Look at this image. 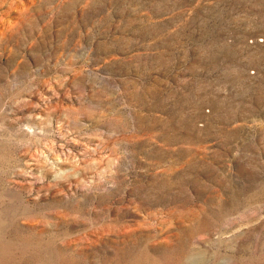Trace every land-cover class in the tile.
Masks as SVG:
<instances>
[{
	"label": "rangeland",
	"instance_id": "374dc122",
	"mask_svg": "<svg viewBox=\"0 0 264 264\" xmlns=\"http://www.w3.org/2000/svg\"><path fill=\"white\" fill-rule=\"evenodd\" d=\"M0 264H264V0H0Z\"/></svg>",
	"mask_w": 264,
	"mask_h": 264
}]
</instances>
